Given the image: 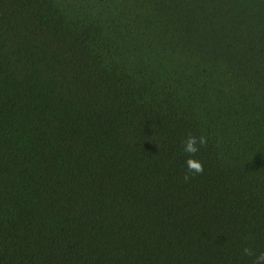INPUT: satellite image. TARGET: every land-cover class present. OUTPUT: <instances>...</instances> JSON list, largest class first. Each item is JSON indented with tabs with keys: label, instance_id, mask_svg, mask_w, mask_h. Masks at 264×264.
<instances>
[{
	"label": "trees",
	"instance_id": "1",
	"mask_svg": "<svg viewBox=\"0 0 264 264\" xmlns=\"http://www.w3.org/2000/svg\"><path fill=\"white\" fill-rule=\"evenodd\" d=\"M204 135L190 180L182 141ZM264 251V0H0V264H252Z\"/></svg>",
	"mask_w": 264,
	"mask_h": 264
},
{
	"label": "clouds",
	"instance_id": "2",
	"mask_svg": "<svg viewBox=\"0 0 264 264\" xmlns=\"http://www.w3.org/2000/svg\"><path fill=\"white\" fill-rule=\"evenodd\" d=\"M208 144V139L204 135L196 136L194 134H189L182 141L183 153L187 155L185 160L186 173L183 177L185 181L190 180L196 175H201L204 172L203 160L197 155L202 147H206ZM242 254L249 257H254L252 264H264V251L259 254H255L251 247H244Z\"/></svg>",
	"mask_w": 264,
	"mask_h": 264
}]
</instances>
